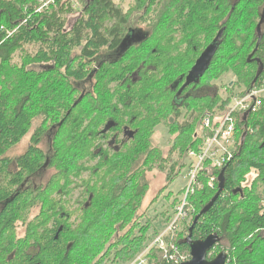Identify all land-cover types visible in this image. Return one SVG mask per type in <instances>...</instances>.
Here are the masks:
<instances>
[{"label": "trees", "instance_id": "obj_1", "mask_svg": "<svg viewBox=\"0 0 264 264\" xmlns=\"http://www.w3.org/2000/svg\"><path fill=\"white\" fill-rule=\"evenodd\" d=\"M49 6L0 0V264H127L169 227L181 201L163 214L167 228L155 227L157 218L142 210L151 169L167 171L159 197L189 153L201 151L210 134L202 121L225 114L234 98L264 80V0H132L127 10L114 0ZM222 30L199 83L179 95ZM35 65L42 71L29 69ZM228 72L235 80L221 87ZM36 118L41 123L27 151L8 157ZM161 124L174 135L167 157L151 144ZM236 136L223 181L222 171L202 166L199 182L214 175L216 190L189 196L193 220L165 240L190 253L184 241L194 219L222 183L193 240L216 233L210 259L225 251L227 264H264V100L257 113L238 115ZM47 170L53 174L45 185L28 183ZM148 262L166 264L154 248Z\"/></svg>", "mask_w": 264, "mask_h": 264}, {"label": "built area", "instance_id": "obj_2", "mask_svg": "<svg viewBox=\"0 0 264 264\" xmlns=\"http://www.w3.org/2000/svg\"><path fill=\"white\" fill-rule=\"evenodd\" d=\"M264 100V80L260 84L248 91L242 97L233 99V104L229 111L225 114H217L208 116L202 121L201 130L210 131L209 135H205L203 146L199 153L191 151L189 153V179L190 183L181 198L180 203L175 208V215L169 227L127 264H149L148 257L150 251L154 249L161 250L163 259L166 264H183L191 260L190 253L182 252L174 243H167L165 237L173 234V231H179L182 226L191 222L196 213L195 208L189 203V196L195 194L198 190L209 189L216 190L217 177L212 175L208 178L207 183L199 182L202 166L208 164L211 169L222 171L234 159L236 152V125L237 117L246 113H257Z\"/></svg>", "mask_w": 264, "mask_h": 264}, {"label": "rangeland", "instance_id": "obj_3", "mask_svg": "<svg viewBox=\"0 0 264 264\" xmlns=\"http://www.w3.org/2000/svg\"><path fill=\"white\" fill-rule=\"evenodd\" d=\"M52 1L53 0H39V10H42L44 7H46V8L50 7L49 5L51 4ZM114 1L118 4H122V6L125 10H127L130 3L132 2V0H114ZM75 10H77L76 13H78L81 10V5L76 3L75 4ZM136 20H137L136 18L132 19L129 26L132 28H135ZM21 57H22L21 54L16 55L15 61L20 62ZM25 57L26 56H24L23 59ZM101 59H104V56H101L100 59H98V61L95 62L94 64H92L90 67L95 68L97 66V64H99ZM44 66H46V64H44ZM47 66H49V65H47ZM41 67H42L41 65H35V66H30L29 69H33V70L39 72V71H42ZM233 80H235L234 74L232 72H228L226 75H224V77L221 79V81H219L218 84L219 85L223 84V85L227 86ZM231 84H233V83H231ZM221 87H222V85H221ZM212 92H214V91H212ZM221 93L224 94V92H222V91H221ZM40 123H41V120L36 118V120L33 122V125L31 126L27 136L23 140H21V142L18 145H16L15 147H13L12 149H10L7 152L8 157L17 158V157L23 155L27 151L31 137L33 136L35 129L39 126ZM173 138H174V135L172 136V134H170L167 127L164 124H161L160 126H158L154 130V133L151 137V144L153 147L161 149L163 156L167 157L169 155L171 148H172ZM47 146H48V142L46 140L43 143V145L41 146V148L44 152L43 156H42L43 158L45 157V155H48ZM177 159H178V157L176 155L172 156L170 159V162L171 163L177 162ZM189 161H191V160L188 159V161L186 160L184 162V167L182 166L180 174L165 189L163 194H161L159 197H158L159 193L163 190V188L166 184L167 171L158 170V169H151V173L149 174L150 187H149L148 193L144 199L142 210L148 209L149 216L152 219L155 217L157 218L156 222H155V227H158V229L165 230L167 228V226L164 223V221L165 220L167 221V219H165L163 214H165L167 211L169 213L168 215L172 214L173 209L171 207V203L174 201L175 198L181 199L184 196L185 191L189 186V183H190ZM52 171L53 170H47L46 172H44V175H43L44 179L42 180L44 185L47 183V180H49L51 178V176L53 174ZM252 176H248L249 182H251L253 180ZM35 213H36V211H32L30 216H33ZM167 218H169V217H167ZM20 231H22V230H20ZM24 235H25L24 233L20 232V236H24ZM148 239H147V242L145 241L144 249L142 251H144L147 248V246L153 241L152 238L149 240ZM142 251L139 254H141Z\"/></svg>", "mask_w": 264, "mask_h": 264}, {"label": "water", "instance_id": "obj_4", "mask_svg": "<svg viewBox=\"0 0 264 264\" xmlns=\"http://www.w3.org/2000/svg\"><path fill=\"white\" fill-rule=\"evenodd\" d=\"M223 35V30L220 31L213 41V43L208 47L203 54L200 56V58L197 60L195 65L190 70L188 76L186 77L185 84L181 88L179 95L182 94V92L188 88L189 86L193 84H198L200 81L201 76L204 74L206 69L208 68V65L212 58L214 57V54L216 52L217 47L221 43V38ZM223 174L224 170H222L221 173V181H223ZM224 187L221 183L220 188L214 198L211 200V202L206 206L204 210H202L194 219V222L189 230V235L185 239L184 243L189 246L190 248V256L191 260L188 262H185L183 264H227L228 262V253L225 251L220 252L214 259H210L209 253L211 250H213L219 243L220 238L218 234H211L208 236L205 240H193V230L197 223L199 222L200 218L206 214V212L213 207L221 193L223 192ZM237 192H235L236 194Z\"/></svg>", "mask_w": 264, "mask_h": 264}, {"label": "flooded vegetation", "instance_id": "obj_5", "mask_svg": "<svg viewBox=\"0 0 264 264\" xmlns=\"http://www.w3.org/2000/svg\"><path fill=\"white\" fill-rule=\"evenodd\" d=\"M44 172H46V171H44ZM44 172L43 173H41V174H38L37 176H35V178H32V179H29L28 180V183H30V184H34V186H36L37 187V185L41 182L42 184H44L43 183V179H44V177H43V175H44ZM49 180H47V182H48ZM57 235V234H56ZM38 236L39 237H44V235H41V234H38ZM57 237H58V235H57ZM32 244H34V243H32ZM34 245H36V244H34ZM39 246V245H38ZM217 256V255H216ZM215 256V257H216ZM36 264V263H35Z\"/></svg>", "mask_w": 264, "mask_h": 264}]
</instances>
